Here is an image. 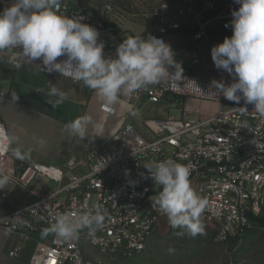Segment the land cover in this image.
<instances>
[{
  "label": "built area",
  "instance_id": "obj_1",
  "mask_svg": "<svg viewBox=\"0 0 264 264\" xmlns=\"http://www.w3.org/2000/svg\"><path fill=\"white\" fill-rule=\"evenodd\" d=\"M66 1L61 0L59 14L83 17L82 22L99 31L105 57L115 58L116 48L129 37L109 42L113 32L107 25L108 17L115 8L107 4L96 17L83 9L69 8ZM11 3L12 0H0V11ZM215 5L214 0H205L199 6L196 0H180L174 8L161 5L160 33L186 29L194 42L206 40L211 22L208 14ZM62 59L65 57H59L58 61ZM175 61L183 69L182 76L167 78L158 83L157 90L145 88L137 96L147 94L159 99L173 94L181 106L195 101L215 106L216 111L184 109L180 119L154 120L157 134L154 139L146 138L124 116L122 127L106 145L86 149L80 157L68 159L62 168L36 162L20 166L0 120V175L7 176L12 187L27 189L36 178L56 184L54 190L38 195L32 204L13 212H5L0 202L1 229L25 239L28 234L49 227L60 214H76L95 204L102 205L106 212L103 227L95 236H89L87 230L72 239L53 234L49 243L36 246L29 264H102L91 257L93 250L127 259L143 254L158 227L167 220L151 202L161 187L150 177L144 178L148 174L146 166L151 162L172 160L189 168L192 188L206 201L200 218L212 228L215 243L225 244L231 238L246 235L255 225L251 216L264 222V117L253 111L251 104L224 108L225 98L211 93L215 91L211 87L213 79L202 74L196 76ZM25 62L42 64L40 60ZM193 62L205 64L201 57ZM169 71L174 73L175 67L171 66ZM53 74L61 76L58 72ZM229 76L219 69L216 81L230 84ZM102 110L110 115L116 113L106 105ZM21 250L16 247L9 256L17 258Z\"/></svg>",
  "mask_w": 264,
  "mask_h": 264
},
{
  "label": "clouds",
  "instance_id": "obj_2",
  "mask_svg": "<svg viewBox=\"0 0 264 264\" xmlns=\"http://www.w3.org/2000/svg\"><path fill=\"white\" fill-rule=\"evenodd\" d=\"M234 3L239 8L232 11L230 25H225L232 28L233 34L211 49L215 67L227 72L233 82L213 80L211 87L215 91L211 93L236 104L243 100L254 105L253 111L264 117V0H234ZM60 7L61 0H12L10 6L0 11V51L12 53L8 63L19 69L25 61L40 60L42 64L38 65L45 72H58L62 77L82 82L106 106L118 103L121 95L130 96L167 78L182 76L183 69L164 40L151 35L148 39L130 36L118 45L115 58L105 57L99 31L82 22L83 17L59 14ZM59 57L65 59L58 61ZM171 66L175 67L174 73L169 71ZM48 95L56 98L48 101L53 107L68 99V94L55 85L49 88ZM129 112L137 114L133 107H129ZM90 123L91 117L83 115L67 123L64 131L86 139ZM95 127L97 133L103 132L101 124ZM8 142L18 143L15 136H9ZM13 155L20 160L27 158L20 147L13 149ZM146 169L148 174L144 178L150 177L161 187L151 202L167 217L172 228L180 230L176 234L192 237L203 234L200 217L206 201L192 188L189 168L166 160L151 162ZM8 179L0 175V189ZM105 219L103 206L95 204L83 212L58 215L42 230V235L51 233L72 239L87 230L89 236H95ZM172 251L170 248L169 252Z\"/></svg>",
  "mask_w": 264,
  "mask_h": 264
},
{
  "label": "crops",
  "instance_id": "obj_3",
  "mask_svg": "<svg viewBox=\"0 0 264 264\" xmlns=\"http://www.w3.org/2000/svg\"><path fill=\"white\" fill-rule=\"evenodd\" d=\"M66 5L74 10L82 9L79 0H67ZM212 21V19H211ZM111 29V28H110ZM156 35L163 37L174 54L175 59L196 73L200 71L206 78L216 80L219 78V69L211 58V49L214 44L208 38L199 43L194 42L191 33L170 31ZM113 34L109 42L114 43L123 36ZM150 38V37H149ZM12 53L0 51V120L5 126L9 136H15L18 143L12 144V152L16 147L27 153L24 160H15L20 166L33 162L52 165L62 168L71 157H80L83 152L91 147L106 145L110 138L120 130L123 125L122 117H127V122L134 124L136 129L148 139L156 138L154 120L167 118L180 119L184 109L203 113H214L215 106L188 101L185 106L179 102L172 103L167 96L155 99L147 94L137 96L121 95L118 103L112 105L116 113L110 115L102 110L105 105L95 91L85 87L82 82H76L66 77L47 73L40 65L23 62L22 67L15 68L8 63ZM201 57L204 65H195L194 59ZM230 81H233L231 76ZM55 85L68 94L64 103L53 107L48 103L55 97L48 95L49 88ZM150 90H157L158 83L148 86ZM17 97L18 99H14ZM157 102H154V101ZM243 100H241L240 103ZM236 103L225 99L223 107L227 108ZM133 107L137 114L129 112ZM174 109L178 116L173 117ZM88 115L91 123L88 128V137L80 139L64 131V126L77 117ZM96 124L103 126V132L97 133ZM56 184L43 178L33 179L29 187H12L8 183L0 189V202L5 212H13L32 204L38 195L52 191ZM43 227L39 232L28 234L27 238L20 235H10L0 228V264H29L31 256L39 243H49L53 234L42 235ZM16 247L22 250L17 258L9 256V252Z\"/></svg>",
  "mask_w": 264,
  "mask_h": 264
},
{
  "label": "rangeland",
  "instance_id": "obj_4",
  "mask_svg": "<svg viewBox=\"0 0 264 264\" xmlns=\"http://www.w3.org/2000/svg\"><path fill=\"white\" fill-rule=\"evenodd\" d=\"M84 9L94 16L101 15L103 7L111 4L115 11L108 17V27L117 35L141 36L156 35L160 22L158 8L167 4L174 8L180 0H83ZM205 0H196L202 5ZM215 9L208 14L211 18L209 36L212 44L222 43L225 37H231L230 25L232 11L239 8L234 0H214ZM161 28V27H160ZM233 82V81H230ZM225 101V99H224ZM154 102H157L156 100ZM244 103V101H242ZM174 109L173 117L178 116ZM203 234L195 237L187 234L178 236L179 229L170 226L165 220L158 227L147 250L133 258L120 255H104L95 250L90 252L93 259L102 264H264V228L254 225L243 237L231 238L228 243L213 241V230L205 222ZM174 251L169 252V249Z\"/></svg>",
  "mask_w": 264,
  "mask_h": 264
},
{
  "label": "trees",
  "instance_id": "obj_5",
  "mask_svg": "<svg viewBox=\"0 0 264 264\" xmlns=\"http://www.w3.org/2000/svg\"><path fill=\"white\" fill-rule=\"evenodd\" d=\"M79 2H80V5H81L82 9L84 11H86V9H84V1L83 0H79ZM139 37L148 39L150 37V35L145 33V34H142ZM251 220L255 223V225L260 226V227H264V222L260 218H255L254 216H251Z\"/></svg>",
  "mask_w": 264,
  "mask_h": 264
},
{
  "label": "water",
  "instance_id": "obj_6",
  "mask_svg": "<svg viewBox=\"0 0 264 264\" xmlns=\"http://www.w3.org/2000/svg\"><path fill=\"white\" fill-rule=\"evenodd\" d=\"M199 73H200V71L197 70L196 73H195V75L198 76ZM167 99H168L170 102H172V103H177V101H178L177 97H176L175 95H173V94H169V95L167 96Z\"/></svg>",
  "mask_w": 264,
  "mask_h": 264
}]
</instances>
